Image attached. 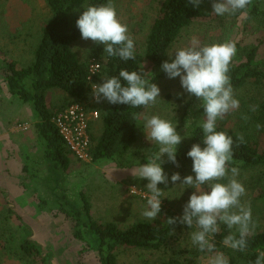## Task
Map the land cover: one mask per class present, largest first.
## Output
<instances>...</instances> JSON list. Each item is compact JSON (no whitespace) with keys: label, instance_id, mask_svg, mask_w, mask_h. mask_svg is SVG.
I'll use <instances>...</instances> for the list:
<instances>
[{"label":"rangeland","instance_id":"374dc122","mask_svg":"<svg viewBox=\"0 0 264 264\" xmlns=\"http://www.w3.org/2000/svg\"><path fill=\"white\" fill-rule=\"evenodd\" d=\"M161 1L114 0L117 14L127 24L137 52L142 53L145 48L146 36L159 13ZM210 2L207 15L183 28L169 48L186 46L191 37L202 43L234 40L241 47L257 45V58L264 60V14L259 16L260 19L250 20L243 18V15L237 18L233 15L221 17L212 13V0ZM260 5L264 13V0H260ZM49 16L45 0H0V64L4 60H15L19 67L27 65L32 60V52L39 42L41 28ZM93 43L91 40L79 38L73 42L72 49L81 60H85ZM241 55H235L232 61L238 62ZM143 64L144 70L150 72L152 65L147 61ZM161 71V65L154 69L156 74ZM96 82L102 83L103 79ZM154 83L161 90L160 98L144 112L160 115L176 126V131L183 137L177 146L178 150L189 141L193 126L199 125L203 118V109L197 107L199 101L194 96H189L184 91L179 77H159ZM6 87L7 84L0 77V110L5 105L1 104V100L10 96ZM234 92L240 101V107L226 114L218 124L222 123L233 130H244L248 120L242 119V114L250 119L245 107L254 106V100L251 99H260L262 95L252 84L234 89ZM7 99L5 102H8ZM69 99L60 89H51L46 102L60 108ZM99 104L91 98L87 101L90 109L93 107L92 109L98 111ZM6 107L7 116L4 112L0 115V264H100L92 234L83 225L86 219L82 199L90 207V218L99 223L112 222L119 228H125L135 222L149 221L142 216L146 199L141 196L149 194L145 187L148 181L134 178L131 173L140 163H146L147 158L154 155L159 147L146 138L143 116L139 117L135 127L136 142L127 153L120 157L90 162H80L70 155L68 167L59 179V184L54 187L58 191L52 193L49 186H38L37 181L42 178L35 177V173L29 169L23 170L20 161L14 162V137L22 130L19 124L29 127L33 119L28 120V124L24 123L23 114L13 111V106L9 104ZM91 129L95 130V127ZM10 141L13 143L10 144ZM258 143L264 151V133L259 135ZM163 159L167 162L166 154ZM169 165L164 169L169 178L168 185L158 184L164 192L161 206H165L178 217L183 214V205L194 189L183 190L179 181L174 185L170 179L171 174L179 172L181 178L195 174L192 167ZM238 179L246 188L243 199L251 203L252 216L257 222L255 232L262 231L264 202L258 196V189L264 184V167L241 171ZM132 188L137 193H132ZM76 219H79V223ZM164 221L165 215L160 212L156 220L149 222L161 225ZM221 228L222 233L216 235L215 243L217 249L230 258L227 247L222 243L227 229L223 225ZM78 230L81 234H77ZM192 230L179 223L171 232L166 245L156 251L118 247L114 251L117 263L206 264L207 254L201 253L191 244L189 233ZM27 240L30 241L29 244L39 248L40 255L25 253L22 246Z\"/></svg>","mask_w":264,"mask_h":264},{"label":"trees","instance_id":"16d2710c","mask_svg":"<svg viewBox=\"0 0 264 264\" xmlns=\"http://www.w3.org/2000/svg\"><path fill=\"white\" fill-rule=\"evenodd\" d=\"M85 2L101 4L106 3L107 0H45L50 16L41 28L39 42L32 52V60L22 67L17 66L15 60H5L3 66L9 92L21 101L28 102L36 115L34 126L38 136L45 142L46 157L54 167L63 171L68 167L71 154L51 119L54 114L73 102L84 103L90 109L87 105V101L92 97L91 86L87 81L88 59L94 56L102 64L95 81L102 79V76L118 75L121 68L129 71L138 70L147 61L152 65L150 75L153 76L154 83L159 77L167 76L164 71L154 73V69L166 60L165 52L183 28L207 15L211 3L210 0H202L199 8H196L188 0H162L159 13L150 25L143 52L135 51V60L125 62L118 57H108L103 53L104 46L95 43L91 45L85 60H81L72 49L73 42L81 38L76 20L84 10L81 5ZM242 13L246 14L249 20L260 19L259 16L264 14L260 0H252L246 10H241L233 17L237 18ZM236 48V55L240 53L242 58L238 62L232 61L230 65L229 75L233 88L239 89L252 84L262 95L260 99H251L254 100L252 102L254 106H258L255 112H252L250 107H245L250 119L244 130H233L222 123L217 127L218 131H225L231 135L234 141L237 133L244 136L246 143L238 147L234 144V156L229 165V167H239L241 172L264 167V151L260 149L258 143L259 135L264 133V60L257 58L259 49L257 45L241 47L236 43ZM51 89H60L70 99L60 108L48 105L46 97ZM98 108L99 117L90 124L92 161L120 157L136 142L135 127L146 108L112 105L107 102L100 103ZM132 113L138 114L136 120L132 119ZM257 124L262 126L259 130ZM92 126L95 130L91 129ZM202 135V129L194 125L189 141L177 150V161L180 165L192 167V160L186 154L194 143H200L203 147ZM169 164L173 163L167 161L162 167L165 169ZM258 196L264 202V184L258 189ZM82 200L86 219L83 225L88 227V231L92 234L100 264H118L114 251L122 246L151 251L161 249L166 245L171 229L179 224L169 226L166 223L159 225L154 222L139 221L125 228H119L112 222L99 223L92 220L89 214L90 207L84 199ZM161 213L165 215V220L168 217H176L165 206H161ZM77 234H81V231L78 230ZM29 242L27 240L22 246L25 253L40 255L39 248ZM261 250H264V230L255 232L249 238V247L244 252L227 248L229 262L250 264Z\"/></svg>","mask_w":264,"mask_h":264},{"label":"clouds","instance_id":"9594fccd","mask_svg":"<svg viewBox=\"0 0 264 264\" xmlns=\"http://www.w3.org/2000/svg\"><path fill=\"white\" fill-rule=\"evenodd\" d=\"M199 8L202 0H188ZM252 0H212V13L217 16L235 15L246 10ZM82 13L76 20L81 38L103 45V53L108 57H118L123 61L135 60V43L129 34L128 26L117 14L114 0L106 3L89 4L85 2ZM243 18L247 15L242 13ZM236 41L202 43L191 37L186 46H173L165 53L161 69L169 79L179 77L181 87L189 96H194L203 109V118L199 123L202 129V142L192 144L187 156L192 160L193 175L181 178L179 172L171 174V182L185 188H193L188 201L183 205V214L168 217L167 225L177 223L193 229L190 233L191 244L201 253L207 254L206 264H230L223 251L217 249L215 237L222 233L221 226L227 229L222 243L225 247L244 252L249 247V238L254 235L257 222L253 219L250 201L244 200L246 188L238 179L239 167H229L233 160L234 144L238 147L246 143L242 134H236V140L225 131H218V121L226 114L239 109L240 101L236 97L231 77L230 65L236 55ZM104 58V57H103ZM151 72L144 70V64L129 71L121 68L118 75L102 76L103 82L92 84V98L96 103L106 101L112 105H127L132 108H148L160 98V88L152 82ZM178 95H180L178 93ZM258 106H252L255 112ZM146 138L155 142L158 151L147 158V162L131 170L134 178L146 179L148 195L142 216L154 221L161 212L163 189L158 184L169 183L168 175L162 165L167 161L179 167L177 146L183 137L176 131L171 121L157 114H142ZM138 118L132 113V119ZM242 119L249 117L242 114ZM259 130L262 126L256 125ZM171 231H173L171 229ZM250 264H264V250L258 251Z\"/></svg>","mask_w":264,"mask_h":264},{"label":"crops","instance_id":"0c3cea01","mask_svg":"<svg viewBox=\"0 0 264 264\" xmlns=\"http://www.w3.org/2000/svg\"><path fill=\"white\" fill-rule=\"evenodd\" d=\"M4 63L1 62L0 64V77L6 84L5 71L3 69ZM8 93L10 94L9 98L7 99L4 97L1 100V104L5 105L3 106L4 109L0 110V115L2 112H4L5 116H7L5 109L7 108L6 104H9V106H13V111L16 113L18 112L20 115L23 114L22 116L25 117V119H23L24 123H27L29 122L28 120L33 119V123L29 125L27 130H21V132H18V136L14 137V143L11 141L9 142L10 144L13 143L14 145V162L16 163L20 161V163H22L21 165L23 170L29 169L35 173V177L42 178V180L37 181L38 186H49L50 192L55 193L58 190L54 187H56L64 171L60 168L54 167L50 160L46 157L45 142L38 136L37 130L35 129L34 124L36 123V115L31 105L28 102H23L16 96L12 95L9 90ZM6 99L8 102H5ZM0 120L2 121V119Z\"/></svg>","mask_w":264,"mask_h":264},{"label":"built area","instance_id":"2783aa9c","mask_svg":"<svg viewBox=\"0 0 264 264\" xmlns=\"http://www.w3.org/2000/svg\"><path fill=\"white\" fill-rule=\"evenodd\" d=\"M101 66L100 60L96 57L92 56L88 59L87 81L90 86L97 84L95 77ZM91 99L95 102L92 97ZM98 117L99 111L97 109H88L84 103L73 102L54 114L51 119L70 154L80 162L92 161L90 154V124ZM19 127L22 130L28 129L26 124H19ZM131 192L137 193L134 188L131 189ZM141 196L146 197L145 194H141Z\"/></svg>","mask_w":264,"mask_h":264}]
</instances>
